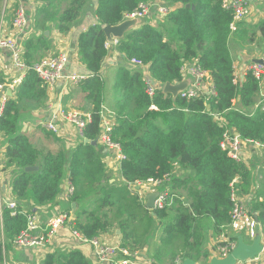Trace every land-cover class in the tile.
<instances>
[{
  "label": "trees",
  "instance_id": "16d2710c",
  "mask_svg": "<svg viewBox=\"0 0 264 264\" xmlns=\"http://www.w3.org/2000/svg\"><path fill=\"white\" fill-rule=\"evenodd\" d=\"M39 1L44 6L38 9L35 26L45 29L48 21L56 22L62 32L70 30L77 22L87 3V0H66V7L59 10L57 0ZM162 1L163 6H173L174 9L165 14L158 26L146 20L129 30L117 43V49L128 62L131 58L141 60L148 66L151 78L161 85L150 96L141 67L128 63L117 72L113 89L122 95V99L115 114L111 139L121 146L124 155L120 166L121 184L111 182L100 151L93 144L100 141L103 132L106 81L102 67L109 53L104 26L121 23L126 13L136 10L141 3L154 6L155 0H97L95 15L99 24L79 35V60L90 72V76L79 83L85 98L92 104L90 118L83 131V138L90 142H81L71 151L44 152L20 131L19 102L45 99L46 83L34 70L27 71L15 97H8L0 116V132L8 137L10 143L5 154V168L14 166L19 170L11 175V195L18 201L17 210L13 213L5 209L0 221V227L9 239L14 240L26 228L27 217L22 211L32 213L33 207L30 208L29 204L51 206L65 180L74 187L71 200L79 205L74 227L81 235L91 239L109 232L115 226L110 221V213L122 208L121 212L127 216L118 222V226L125 239H131V246H137L131 227L135 218L140 220L133 226L139 229L144 226L146 231L157 226L161 231L163 247L154 255L159 259L158 263L164 259L163 256H168L169 264H177V259L180 264L186 258L197 263L201 252L193 255L188 248L201 246L203 236L198 226L211 219L215 233H221L220 228L230 224L234 208L230 184L237 179L234 186L238 195L244 196L249 191L250 172L245 163L231 158L221 143L227 133L234 137L232 128L243 140L264 143V103L252 115L244 110L256 102L259 79L248 71L243 82L236 81L230 51L231 36L244 38L245 32L241 22L235 32L231 31L234 12L224 6L225 0ZM154 7L156 9L157 5ZM258 31L263 40L264 20L249 31L250 39L253 40ZM41 38L46 40L45 34ZM34 43L44 49L49 48V43H41L38 39L26 41L25 57L29 66L32 65L30 58L36 52ZM189 64L208 72L214 94L208 96L203 93L188 99L181 95L173 98L164 93L166 83H179L186 79L184 70ZM3 82L0 76V84ZM235 100L240 107L234 103ZM153 105L158 109H151ZM46 135L51 136L52 131L47 130ZM35 165L40 169L24 170ZM179 170L186 175L184 180L180 181L181 176H176ZM167 177L172 179V202L154 211L141 203L130 190L132 184ZM179 181L185 186L183 192L187 193L189 202H184L183 195L175 191ZM25 204H28V209H25ZM260 220H264V210ZM179 239L184 248L177 252L175 243ZM233 240L236 241L237 237ZM3 253L0 244V264ZM42 264L91 262L81 250H73L48 253Z\"/></svg>",
  "mask_w": 264,
  "mask_h": 264
},
{
  "label": "crops",
  "instance_id": "0c3cea01",
  "mask_svg": "<svg viewBox=\"0 0 264 264\" xmlns=\"http://www.w3.org/2000/svg\"><path fill=\"white\" fill-rule=\"evenodd\" d=\"M247 2L253 14H251V16L249 14L245 19L240 21L242 23L241 27L245 32V35L243 34L245 37L239 38L237 37L238 35H232L229 43L234 60L235 74L239 82L245 80L248 67L255 59H264V39H260L261 34L258 31L254 34L252 40L250 39L249 32L251 30L253 31L258 23L264 20V0H252ZM155 4L158 8H152L151 14L148 15L147 18L142 19L141 23L150 20L155 26H158V24L164 20L165 16V14H161L162 12L160 9L164 8L166 11L167 9H169V11L174 9L173 6L170 8L163 6L162 0H155ZM66 5L67 2L57 0V7L59 10L64 9ZM42 6H44V4L39 0H0V27L2 32L7 36L16 38L19 49L23 53L22 58L26 63L28 62L25 57V45L26 41L29 40L34 42V40L36 41L38 39L41 43H49L48 49H44L42 46L39 47L35 45V43L33 44L36 52L30 58L31 64L46 56H57L61 54L66 56V63L63 69L64 78L56 82L54 86H46L44 101L24 100L19 102V107L21 109L20 131L29 137L31 143L40 151H50L53 153L64 151L65 149L71 151L81 142H84L85 138H83L82 133L78 132L77 127L73 123L63 119L62 114L78 113L85 118H90L92 104L85 98V93L79 87L80 82L71 81L70 76L85 75L86 78L90 76L89 70L79 60L78 38L82 32H85L89 27L97 23L98 19L95 15L97 0H87L86 6L82 10L77 22L66 32L60 31L56 26V22L48 21L46 24L48 26L45 29L35 26L38 9ZM20 7L26 10L28 16V22L23 31H17L13 26L16 11ZM41 24L42 22H40V25ZM43 34H45L46 40L41 38ZM117 43L118 40L115 43H109V53L102 67V74L106 81L104 112H112L114 113L113 115H115L122 99V95L114 91L113 85L116 81L119 68L129 63L125 55L117 49ZM27 71L24 73V79L26 78ZM20 74V71L18 73L13 64L11 50L0 49V76L4 79L3 84H0V104L2 103L4 95H6L7 99L8 97H15L17 89L22 82L18 86H12L11 82L17 76L19 77ZM259 85L260 90L255 104L244 109L245 112L250 115L254 114L259 107H263L262 105L264 102H261V99L264 94V75ZM234 103L239 107L241 106L238 100H235ZM113 115L108 116L111 120H105L112 123L115 122ZM51 121H57V125L59 129L62 130V134L58 135L52 131L51 136L46 135L47 130H49L46 128V125ZM232 130L235 132V137L239 138L241 143L239 151L240 161L245 163L246 169L250 172L248 178L249 191L241 197L248 210L249 218L247 223L242 227L231 221L230 224L220 228L222 231L221 233H215L213 220H204L203 225L198 226L200 234L203 236V239L201 238V246L188 248L193 255H197L201 252V258L197 261V264H200V262H203V264L207 262L209 264L213 257H219V245L223 243V239L226 237L233 240L234 236H243L245 241L251 242L256 234H260L261 240L264 243V220H260L261 213L264 210V143L256 140H243L240 136H237L238 132H236L234 128H232ZM102 144L101 141H98L96 146L102 156L101 159L106 165L107 173L110 177L113 176L117 178V180L122 181L123 178L120 175L121 160L116 157L113 151L110 149L108 150V148ZM9 145L8 137L0 132V168L3 170L1 193L7 200H13L14 198L11 195V175H14L15 172L19 170L14 166L5 168V154ZM39 162L41 161L39 160ZM35 166L38 167V170L40 169L39 165ZM176 176H181L179 178L180 181L186 178V175L180 170L176 172ZM111 180L113 181V179ZM170 181H172V179L167 178L163 185L159 187H153L151 185L149 187L148 184L147 186L143 184V190H139L136 184V190L132 189L130 185V190L133 191V193L140 198L141 203L146 206L149 193L154 191L171 192L172 186L170 185ZM180 181L175 191H179L183 195L182 199L184 202H189L190 198L186 195L187 193L183 192L185 186ZM66 182L68 181L65 180L63 182L62 190L51 206L43 207L25 204V209H28L27 205L33 207V211H36V214L43 222L50 220L57 212L70 210L74 219L73 224L61 227L46 247L40 250L19 247L14 240L8 238L1 226L0 244H2L4 249L2 264H42L48 253H65L73 250H81L91 264H104L100 263L97 259L96 252L91 244L78 241V239L73 236V229H75L74 225L78 220L77 210L79 205L76 203L77 206L74 208L71 197L69 199L64 198L67 185ZM133 224L131 226L132 233H134L133 241L137 246L133 244L136 247L131 246V239H125L124 233H122L118 225H115L109 232L101 234L98 238L101 242L116 245L131 252H133L132 248H135L137 251L135 260L138 264H158L153 260L157 250L163 247L162 234L158 233L156 236H158L159 239L153 240V244H151L150 241L154 238L153 227L146 231L147 228L139 229L136 225L133 226ZM150 230H152V232H150ZM137 232L139 233L138 235ZM175 246V251L177 252L179 250L182 251V248H184L180 239L175 243ZM205 254L208 256L204 257ZM123 257H125L124 254H118V258ZM176 262L178 264L179 260L177 259L175 263ZM258 262L264 264V253H262L253 264Z\"/></svg>",
  "mask_w": 264,
  "mask_h": 264
},
{
  "label": "built area",
  "instance_id": "2783aa9c",
  "mask_svg": "<svg viewBox=\"0 0 264 264\" xmlns=\"http://www.w3.org/2000/svg\"><path fill=\"white\" fill-rule=\"evenodd\" d=\"M156 6V5H154ZM152 3L144 4L141 3L138 8L132 12L126 13L124 18L126 19H144L147 18L148 15L151 14L152 8L154 7ZM224 6L227 8H232L234 12V18L232 23L230 24L231 31L235 32L238 29V23L247 17L252 9L247 1L245 0H225ZM158 8V6L156 7ZM160 9V8H159ZM162 12L161 14H166L169 12V9H160ZM28 22L27 12L24 8L20 7L16 11V15L13 20V26L17 31H23L26 28ZM109 46V42H108ZM0 49H9L12 52V61L15 65L18 73L20 71V76L14 78L11 82L12 86H18L24 79L25 72L27 70H34L38 77L46 83V86L51 87L52 85L61 79L64 78L63 69L66 63V56L65 55H57V56H46L43 57L35 62L32 65H28L22 58V51L19 49L17 40L15 37L7 36L2 32L0 27ZM129 63L135 67H141L143 69V80L146 83V91L150 96L155 94V90L157 87L161 86L159 82L151 78L148 66L144 64L141 60L137 58H131ZM248 71H252L253 74L259 79V82L263 80L264 75V64H259L253 62L249 65ZM187 76L193 77V82L189 85V87L183 91H180L178 95H181L185 98H194L203 93L207 94L208 96L214 94L212 80L207 71L202 70L197 65H188L184 70ZM19 75V74H18ZM85 75H71V81L80 82L85 79ZM237 81V77H236ZM6 95L3 96L2 103L0 104V116L3 113L5 103H6ZM261 102H264V94L262 95ZM151 109L157 110L156 106H152ZM105 109L103 107L102 116H103V132L100 138L102 143H105L111 148H114L117 152V157L120 160L124 159V155L121 152V146L113 142L111 139V133L115 122H109L105 119H110L109 117L104 119ZM112 115L113 113L110 112ZM110 115V116H112ZM63 119L67 120L68 122L73 123L78 131L83 134L84 128L86 126L87 121L89 118H85L78 113H67L62 114ZM115 115H113V118ZM218 118V116H215ZM62 121L61 119H59ZM111 120V119H110ZM219 121H221L219 119ZM46 128L55 132L56 134H62V130L59 129L57 125V121L48 122ZM264 146V144H263ZM221 147L224 150L228 151V154L231 158L235 159L236 161H240V147L241 143L239 138L231 137L228 133L225 135V139L221 143ZM2 168H0V221L2 220L3 212L5 209H10L13 213L17 210V202L15 200H7L2 196L1 193V178H2ZM168 178V177H167ZM165 179H149L145 182H138V184H148L150 187H159L162 186ZM236 179L230 184L231 186V199L234 202V208L231 213V221L236 223L238 226L242 227L247 223L249 218L248 210L246 205L243 202V199L238 195L237 188L234 186V182ZM66 192L64 193V198L69 199L74 192L73 184L69 181L66 182ZM167 202H172V195L171 192L168 191H160V194L156 200V209L162 208ZM27 217V225L26 228L15 237L14 242L21 248H31V249H42L45 248L46 245L50 242V240L57 234V231L66 225L73 224L74 219L72 217V212L68 211H60L53 215L50 220L47 222H43L39 216L36 214V211L28 212L23 210L22 211ZM73 236L83 243H89L94 247L96 252L97 259L100 263L104 264H138L135 260L137 256V251L131 252L125 248H121L116 245L107 244L101 242L98 237L96 238H86L80 234L76 229H73ZM235 242L226 237L223 239V243L219 245L220 255L221 257L227 256V254L233 249L235 246ZM122 253L125 255L123 258H118V254ZM220 257V256H219ZM238 264H253L251 260L240 262Z\"/></svg>",
  "mask_w": 264,
  "mask_h": 264
},
{
  "label": "water",
  "instance_id": "95a60500",
  "mask_svg": "<svg viewBox=\"0 0 264 264\" xmlns=\"http://www.w3.org/2000/svg\"><path fill=\"white\" fill-rule=\"evenodd\" d=\"M246 1V0H245ZM252 1V0H247ZM187 7L190 5L187 4ZM96 24H99L97 21ZM141 24V19H126L117 25H107L104 26V32L107 38V42L115 43L117 40L122 39L125 34L132 28ZM255 62L264 64V59H255ZM193 77L188 76L185 80L179 83H166L164 85L163 91L165 94L173 96L176 98L180 91H183L189 87L193 82ZM239 136V133H237ZM85 142H90L88 138L84 140ZM93 144L97 145V141ZM37 166H27L25 167L26 172L37 171ZM160 194V191H154L148 194L146 207L152 211L156 209V200ZM77 206L76 202H73V207ZM264 253V243L261 240V235L256 234L251 242L245 241L243 236L237 237L236 245L225 257H213L209 264H238L240 262L251 260L253 263L258 259V257ZM180 264H197L192 258L184 259Z\"/></svg>",
  "mask_w": 264,
  "mask_h": 264
},
{
  "label": "rangeland",
  "instance_id": "374dc122",
  "mask_svg": "<svg viewBox=\"0 0 264 264\" xmlns=\"http://www.w3.org/2000/svg\"><path fill=\"white\" fill-rule=\"evenodd\" d=\"M62 1H64V2H67L66 0H62ZM251 14H253V13H250V16H251ZM253 62H255V61H253ZM255 63H258V62H255ZM260 64V63H259ZM263 65V64H262ZM247 72H248V70H247ZM192 77V76H191ZM114 114V113H113ZM116 114V113H115ZM110 115H112V114H110V113H108V112H105V115H104V119L105 118H107L108 116H110ZM79 132V131H78ZM80 133V132H79ZM103 146H105L106 148H108V150L110 149L111 151H113V153L114 154H116V157H117V152H116V150L114 149V148H111V147H109L108 145H106L105 143H103L102 144ZM111 178L113 179V181L111 180V182H117V183H119V184H121V181L120 180H117V178H114L113 176H111ZM136 186L137 187H139L138 189L139 190H143L144 189V186H143V184H138V183H136ZM143 186V187H142ZM145 186H147V185H145ZM131 188L132 189H135V184H132L131 185ZM136 190V189H135ZM16 202H18V201H16ZM92 207V206H91ZM96 206L95 205H93V208H95ZM122 211V208H120V209H118V210H114V212H111L110 213V221L111 222H113V225H118V222L121 220V219H123V218H125L127 215H126V213H123V212H121ZM139 220L140 219H134V223H138L139 222ZM128 222H131V220H129ZM127 222V223H128ZM120 226V225H119ZM143 228H146V227H144L143 226ZM153 231H154V238H152L151 239V241H150V243L151 244H153V240H158L159 239V237L158 236H156L158 233L159 234H161V232H160V230H157L158 229V227L157 226H153ZM150 232H152V230H150ZM139 233L137 232V235H138ZM235 237V236H234ZM130 242H132V241H130ZM234 242L236 243L237 242V240L235 241L234 240ZM236 245V244H235ZM219 256L221 257V255H220V253H219ZM163 260L162 261H160L159 263H158V261H159V259H155L154 258V260L158 263V264H169V262H167V259H168V256H163ZM200 264H203V262H200Z\"/></svg>",
  "mask_w": 264,
  "mask_h": 264
}]
</instances>
